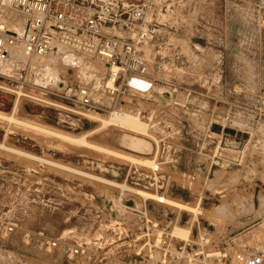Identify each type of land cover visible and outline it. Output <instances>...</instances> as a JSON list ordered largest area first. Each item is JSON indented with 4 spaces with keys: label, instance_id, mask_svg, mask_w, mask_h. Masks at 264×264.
I'll return each mask as SVG.
<instances>
[{
    "label": "rangeland",
    "instance_id": "rangeland-1",
    "mask_svg": "<svg viewBox=\"0 0 264 264\" xmlns=\"http://www.w3.org/2000/svg\"><path fill=\"white\" fill-rule=\"evenodd\" d=\"M127 1L154 30L144 48L153 88L123 109L156 110L164 127L87 136L108 114L14 103L0 85V264H264V0ZM60 62L57 88L92 70L60 72Z\"/></svg>",
    "mask_w": 264,
    "mask_h": 264
},
{
    "label": "built area",
    "instance_id": "built-area-1",
    "mask_svg": "<svg viewBox=\"0 0 264 264\" xmlns=\"http://www.w3.org/2000/svg\"><path fill=\"white\" fill-rule=\"evenodd\" d=\"M145 18L143 5L127 0H0V85L15 99L69 113L124 112L125 99L145 96L153 88L144 48L154 40V30L148 29ZM17 26L19 30L13 28ZM13 50L24 58H13ZM66 55L97 60L105 73L72 72L62 88L46 84L44 67L33 64L34 59ZM136 115L145 119L147 132L164 127L156 110ZM162 139L153 140L156 150Z\"/></svg>",
    "mask_w": 264,
    "mask_h": 264
},
{
    "label": "bare ground",
    "instance_id": "bare-ground-1",
    "mask_svg": "<svg viewBox=\"0 0 264 264\" xmlns=\"http://www.w3.org/2000/svg\"><path fill=\"white\" fill-rule=\"evenodd\" d=\"M13 28L16 29V30H19V26L13 27ZM12 56L15 59H23L24 58L23 54H22V52L20 50H13L12 51ZM58 59H60V61H61L60 62L61 63V65H60L61 68H63L64 65H65V67H79V70H80V68H82V66H84V68L86 67V68H90V69L92 68V70H97L94 67H92L90 64L88 65L87 62H84L85 61L84 59L79 58L78 56H75V55H66L63 58H53V57H51V58H48V59H41V60L34 59L33 64H39L40 66H43V67L45 66L44 67L45 83L46 84L49 83V84L53 85L54 87H59L63 83V82H60V79L58 77V73H56V71L53 70V68L51 66L52 62L56 61ZM46 65H47V67H46ZM86 73H88V70H87ZM2 89H4V91L9 92L7 90V88H5V87H3ZM15 100L16 101L14 103H17L18 102L17 99H15ZM96 121H98V123H99L98 128L95 129L93 132L88 133L87 136L92 135V134L100 131L101 129L108 128V127H114V128H118V129H121V130H125V131H127V132H129L130 134H133V135H139V136H142V137L148 136L147 135V127H146V125L141 122L140 118L137 115H130V114L125 113V112H121V113L115 112V113L109 114L106 118H98V119H96ZM12 122H14L16 125H20L21 127L26 128V129H31V128L35 129L32 125H29V124H26V123H22V122H18L17 120H14ZM54 135H56V134H54ZM56 136L61 137L65 141H69L70 143L76 144L79 147H82V148H85V149L95 150V151H99L98 149H102L103 153H107V154H109V153L112 154V152L115 153L114 151L106 150V149H103V148H99V147H97L95 145H92L90 142H88L86 140V136L85 135H82L79 138H75V139L68 138L67 136H62V135H56ZM123 144L125 146H127V144H125V142ZM139 146H143V143H141L139 141L138 142L136 141L135 144L133 142H129V145H128L129 149H136ZM115 154L118 156V158H122L124 160L129 161V162H134V159L131 158V157H127V156H124L122 154L118 155L117 153H115ZM147 165L153 166L152 163H147ZM140 195H141V197L144 200L159 201V202L164 203V204H166V205H168L170 207L175 208L176 210H183L185 212H189L190 211L192 213H194V211H195V210H191L189 208H186V207H184L182 205H179L177 203L164 200L163 198H159L156 195L145 194V193H142ZM171 234L174 235V236H179V237H185L186 236V233L184 231H182L181 229L177 228V227L173 228ZM171 237H173V236H171Z\"/></svg>",
    "mask_w": 264,
    "mask_h": 264
},
{
    "label": "crops",
    "instance_id": "crops-1",
    "mask_svg": "<svg viewBox=\"0 0 264 264\" xmlns=\"http://www.w3.org/2000/svg\"><path fill=\"white\" fill-rule=\"evenodd\" d=\"M57 67H59V68H60V65H59V66H57ZM57 67H56V68H57ZM59 68H57V69H59ZM60 70H61L60 72H62V70H65V69H63V68H60ZM13 104H14V103H13Z\"/></svg>",
    "mask_w": 264,
    "mask_h": 264
}]
</instances>
